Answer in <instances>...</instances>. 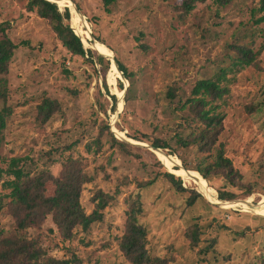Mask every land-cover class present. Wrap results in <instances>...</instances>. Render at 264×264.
Wrapping results in <instances>:
<instances>
[{
    "label": "rangeland",
    "instance_id": "rangeland-1",
    "mask_svg": "<svg viewBox=\"0 0 264 264\" xmlns=\"http://www.w3.org/2000/svg\"><path fill=\"white\" fill-rule=\"evenodd\" d=\"M70 1L80 8L82 27H88L94 43L112 51L113 56H108L82 41L94 55H104L110 62L108 71L96 60L90 63L67 52L49 23L28 11L27 0H0V23L9 24L7 36L17 45L9 64L7 102L0 100V110L4 106L11 109L0 143V169L13 157H25L28 172L47 170L58 175L68 157L82 160L93 177L81 197L87 213L94 209L91 199L98 190L113 193L122 184V193L105 209L102 222L88 232L77 229L71 241H63L53 231L51 217L41 228L30 229L29 235L40 237L44 249L57 258L75 256L79 264H131L119 247L128 201L138 191V182L159 175L140 192L144 209L140 221L147 228V247L153 256L165 259L166 264H251L264 259V215L208 201L194 183L182 179L184 188L203 196L188 207L191 191L177 192L160 176L163 170L178 172L181 164L184 167L179 155L193 166L196 160L210 161L208 153L177 149L178 155H169L167 150H162V155L149 148V142L131 138L140 132L170 139L196 83L215 79L223 71L221 86L227 87V93L217 103L219 112L225 114L220 142L242 173L243 184L252 186L251 193L244 194L243 187L231 189L237 198L220 201L223 180L212 177L211 183L202 181L222 203L256 205L264 201V24L255 22L261 16V0H234L226 7L207 0L189 14L179 10L182 0H121L111 6L110 13L105 12L101 0ZM70 23L77 34L78 25L72 19ZM234 45L253 50L251 66L237 65ZM109 58L118 59L133 80L126 112L125 95L120 96L123 92L118 85L121 82L125 89L130 82L113 70ZM172 88L177 92L173 101L167 97ZM111 94L117 96L115 114ZM46 98L56 100L60 107L48 122H41L37 106ZM104 124L116 139L133 148L125 152L113 147ZM74 143L71 150L64 151ZM10 179L0 176V204L4 206L0 232L6 233L16 224L8 212L10 199L4 197L10 193L6 185ZM53 192L54 186L48 184L46 195ZM194 226L202 233L196 248L187 236ZM211 243L209 253H200Z\"/></svg>",
    "mask_w": 264,
    "mask_h": 264
},
{
    "label": "trees",
    "instance_id": "trees-1",
    "mask_svg": "<svg viewBox=\"0 0 264 264\" xmlns=\"http://www.w3.org/2000/svg\"><path fill=\"white\" fill-rule=\"evenodd\" d=\"M52 1L56 2L59 7L48 0H27L28 11L36 13L38 17L49 23L62 47L72 56L86 59L90 63H94L96 60L103 71H108L110 62L101 55H94L92 50L86 49L80 36L74 32L70 23L71 12L67 4L57 0ZM118 1L121 0H101L106 13H110L111 6ZM206 1L182 0L179 10H182L184 14H189L196 9L197 4ZM233 1L216 0V3L221 7H226ZM260 3L261 16L255 21L257 25L264 24V0H261ZM62 8L65 10L62 11ZM78 9L80 10L79 7ZM80 24L82 26V19ZM8 26L9 24L6 22L0 23V100L4 103L8 98L9 64L17 49V45L7 36ZM83 28L90 32L87 26H83ZM233 49L238 54L237 65L251 66L254 63L255 54L251 48L234 45ZM116 63L118 66L114 63L116 68H119L130 82L125 94L124 112H126L133 80L118 59H116ZM224 79L225 72L222 71L215 79H202L196 83L190 97L181 108L183 113L180 116L181 122L174 125V135L170 139L151 137L140 132L135 133L131 138L135 141L149 142L154 148L167 150L169 155L177 154V149L190 150L197 155L208 153L207 157L210 161L207 162L205 158L196 160L193 166L183 156L179 155V158L183 160L185 169L197 171L209 183L212 182V177L221 178L225 190H219V199L229 201L237 198V194L231 189L244 188L243 193L248 195L251 193L250 187L252 186L243 184L242 173L234 167L232 159L226 156L224 144L220 142V136L225 128V114L219 112L220 106L217 103L227 93V87L221 86ZM104 83L108 90L105 79ZM118 90H124L121 82H119ZM176 93L174 88L170 89L167 93L168 99L173 101L177 97ZM109 96L113 100L112 112L115 114L117 96L115 94ZM59 107L56 100L44 99L37 106V119L41 122H48ZM10 115L11 109L7 106L0 110V143L3 140V131ZM102 127L111 134L113 147H118L119 150L125 152L133 148L131 144L116 139L109 132L108 125L104 124ZM154 130L158 132V126ZM95 143L99 150L101 148L100 140ZM75 145L76 143L66 146L64 151L71 150ZM25 160V157H13L9 159L6 168L0 169V176L5 174L11 178L6 182L10 193L4 197L10 199L8 212L13 214L16 220L12 231L0 232V264H79L80 260L75 256L73 259L52 256L42 246L40 237L29 235L30 229L41 228L48 217H51L54 225L53 231H56L63 241H71L77 229L88 232L94 224L104 220V211L122 193V184L116 186L113 193H106L103 190L95 192L91 199L94 209L91 213H87L82 205L81 197L85 185L91 183L93 177L85 171L82 160L68 157L62 162L58 175L47 170L32 174L26 170ZM159 165L163 167L160 162ZM160 176L168 181L177 192L191 191V195L186 200L188 207L194 206L198 199L203 197L195 190L184 188L182 178L167 170L160 172ZM158 177L159 175L153 180L138 182V191L132 194L128 201L124 233L119 239V247L126 260L131 264H166L165 259L155 257L150 253L147 247L148 231L140 221V216L144 211L140 192L153 185ZM196 178L203 183L204 180L201 177ZM48 184L54 186L51 196L46 195ZM2 207L4 208L0 204V212ZM201 234L198 226L188 229L187 236L192 247H198ZM211 248H213V244L209 248L202 249L200 253L207 254ZM251 264H264V259H257Z\"/></svg>",
    "mask_w": 264,
    "mask_h": 264
},
{
    "label": "bare ground",
    "instance_id": "bare-ground-1",
    "mask_svg": "<svg viewBox=\"0 0 264 264\" xmlns=\"http://www.w3.org/2000/svg\"><path fill=\"white\" fill-rule=\"evenodd\" d=\"M52 1V0H51ZM58 2L60 3H65L67 4V6L69 7V10L71 12V19L72 21H74L79 29L77 30V34L78 36H80L82 38V41L84 42L85 45L87 46H90L92 49L96 50V51H100L102 53H105L107 54L108 56H113V53L112 51L105 45L103 44H100V43H94L93 39L91 38V33L88 32V31H85V29L81 26L80 24V17H81V14L79 12H77V9H76V6L70 1V0H57ZM90 41V42H89ZM110 59V58H109ZM112 62V68L113 70L119 75L121 76V73L119 72V70L116 68L115 66V62H114V59L111 58L110 59ZM121 97L123 96V93H121L120 95ZM123 104V103H122ZM122 107V106H121ZM119 109H120V106H119ZM120 136H122L123 138L125 137V135L122 133V132H119L117 130H115ZM126 138V137H125ZM156 153H161L162 155H164L162 152L160 151H155ZM161 158V157H160ZM163 162V161H162ZM167 167V166H166ZM169 171L171 172H174L175 174L179 175L180 177H182V179L185 181V182H192L195 184V186L197 187V190L205 197L211 201H213V203H218V204H222L224 208H236V207H240V208H243L244 210L246 211H252L254 213H258V214H261V215H264V201L263 202H260L256 205H254L253 203H250V202H225V203H222L219 201L217 195H216V192L210 188V187H207L205 186L201 181H199L195 176H197L198 178H202L203 177L198 174V175H195L194 173L192 172H186L184 171L181 167L179 168L178 172H175L171 169H168ZM210 201V202H211Z\"/></svg>",
    "mask_w": 264,
    "mask_h": 264
},
{
    "label": "water",
    "instance_id": "water-1",
    "mask_svg": "<svg viewBox=\"0 0 264 264\" xmlns=\"http://www.w3.org/2000/svg\"><path fill=\"white\" fill-rule=\"evenodd\" d=\"M48 1H50V2H52V3H54V4H56L57 6H58V4L56 3V2H54V1H51V0H48ZM59 7V6H58ZM77 9V8H76ZM77 12H79V10L77 9ZM102 55V54H101ZM102 56H104V55H102ZM115 64H116V66H117V63H116V61H115ZM118 67V66H117ZM118 70H119V68H118ZM119 72L121 73V74H123L120 70H119ZM129 87V86H128ZM128 87H126L122 92H123V95H125L126 94V92H127V89H128ZM118 111V110H117ZM116 111V112H117ZM126 141H128V140H126ZM149 148H151L153 151H160V152H162V150L161 149H157V148H154V147H149ZM163 153V152H162ZM167 157H171V156H167ZM181 167H182V164H181ZM182 169L184 170V171H186V172H189V170H186L184 167H182ZM170 173H172V174H174V175H177V174H175L174 172H171L170 171ZM177 176H179V175H177ZM180 177V176H179ZM221 201V200H220Z\"/></svg>",
    "mask_w": 264,
    "mask_h": 264
}]
</instances>
